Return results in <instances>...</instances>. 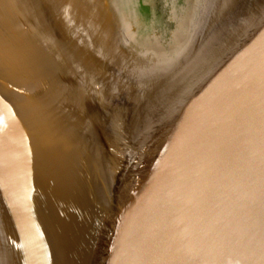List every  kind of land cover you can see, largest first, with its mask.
<instances>
[{
    "label": "water",
    "instance_id": "water-1",
    "mask_svg": "<svg viewBox=\"0 0 264 264\" xmlns=\"http://www.w3.org/2000/svg\"><path fill=\"white\" fill-rule=\"evenodd\" d=\"M8 3L7 6L3 5L7 17L0 10V25L6 30L3 31L5 33L0 31V107L7 111L14 87L17 89L12 74V66L16 64L12 56L25 60L30 57L35 77L28 73L24 90L27 96L39 98L34 105L38 107L41 118L35 121L29 118V114L33 113L29 101H16L19 114L10 115V118L16 125L17 146L29 145L32 153H35L37 148L48 150L53 140L57 151L56 158L39 155L51 165L55 163L54 169L49 171L48 167L47 172L38 178L42 190L36 191L33 186L26 187L24 184L21 189L28 197L40 194L44 198L45 195L57 192L62 196L60 201L64 202L58 205L59 195L50 199L58 207L54 210L55 218L49 212L44 217L50 228L51 224H56L58 236L61 224L67 228L69 223L72 226V232L66 233L64 237L62 234L64 240H58L56 264H110L111 253L120 251L127 240L125 237L128 232L120 228L129 225L130 215L140 216L147 230L155 224L158 212L161 211L167 219L159 225L169 228L166 236L172 239L162 237L155 243L151 238L145 246L151 253L144 259H129V264H264V20L253 31L257 34L244 48L245 51L252 45V51L259 52L249 82L252 91L244 93L236 88L235 91L226 92V105H223V109L208 111L207 121L200 127L195 125L190 132L192 139L184 144L181 141L172 145L179 121L170 120L163 126L161 137L147 161L149 163L151 157L156 155L163 141L166 144L163 151L174 146L167 151L170 159L157 172L158 179L162 181L164 178V184L162 186L159 182L151 189L153 194L144 195L149 201L139 207L136 198L138 194L143 196L141 191L145 188L141 182L142 176L128 178L129 183L124 186H129V191L115 188L111 181V165L115 161L113 154L120 142L116 141L113 134L110 137L115 128L105 126L108 140H104L97 148H93L89 142L96 136L93 133H98L95 123L90 124L92 137L86 141H81L82 137L77 136L80 133L74 125L69 133L71 123L75 122L79 113L70 109V113L64 116L66 111L63 101L72 104L71 97H75L77 91L96 106L94 114L98 116L99 122L108 121L116 125L121 122V115L125 114L118 98L106 97L105 94L107 88L116 89V86L90 87L94 77L90 70L92 65L89 64V68L85 63L89 51L85 55L81 54L89 47V41L80 39V33L70 27L66 18L60 19L61 12L56 5H48L45 1L41 3V0H23L22 5H28L29 13L36 10L37 4L42 6V11L46 13L43 12L40 25L47 29V34L38 30L40 37L37 42L34 28V34L30 33L29 37L20 39L16 33H21V28L13 24L14 8ZM9 28L15 32L12 38ZM88 57L94 60V57ZM233 58L226 60L224 65L227 66ZM102 74L112 79L106 74V69L102 70ZM81 86L87 90L83 91ZM47 97H50L51 102L43 104L41 99ZM103 109H107L108 114ZM178 111L173 116L174 120L178 113L181 114ZM112 112L118 114V117H113ZM74 145L75 151L69 155V148ZM83 149L90 155L86 163L69 160L74 155L79 159ZM61 151L68 152V158ZM37 156L32 154L28 160L41 169L42 164ZM24 159V153L20 152V168ZM146 165L140 169L142 173L144 169L147 170ZM117 166L124 167L126 174L129 172L125 163L118 162ZM130 194L134 197L133 201L129 198ZM122 195L123 198L120 197ZM68 203L72 211L66 208ZM85 203L89 205L88 209L84 208ZM162 216L164 219L165 216ZM82 221H86V226L80 229ZM153 231L149 229L151 234ZM120 232L122 235H119ZM32 238L36 243L41 233H34ZM47 240L52 239L48 237ZM171 240L178 242L177 249L166 256L160 255L161 250L167 249L166 242ZM36 248L37 245L33 247V253Z\"/></svg>",
    "mask_w": 264,
    "mask_h": 264
},
{
    "label": "bare ground",
    "instance_id": "bare-ground-1",
    "mask_svg": "<svg viewBox=\"0 0 264 264\" xmlns=\"http://www.w3.org/2000/svg\"><path fill=\"white\" fill-rule=\"evenodd\" d=\"M69 1L71 3L75 4L74 0H69ZM256 1H258V2L256 3ZM262 1L263 0H231L227 11L224 10L223 13L225 14V17L227 18V20H228V18L231 17L233 23H235V24L240 23V31H241L246 26V23L248 22L249 18L251 16L253 17V14L255 12H258L257 8L259 7V3L260 2L262 3ZM54 2L55 1L49 0L48 5H50ZM7 3H8L7 0H0V10L3 12L4 16H6V12L3 9V5L7 6ZM215 3H218V2L214 0V1H212L211 5H213ZM8 4L10 5L11 8L16 9V8H18V4L22 5V2H20L16 5L14 3V1L11 0ZM215 5H213L212 7H215ZM28 8L29 7H27V9ZM15 9L12 10L14 13H15V11H17V9L16 10ZM19 9H22L21 6L19 7ZM21 11H23V10H20L19 13H21ZM43 12L46 13V11H42V6L37 4L36 10L33 12L34 15L33 16L28 15L32 19V21H31L28 17V19L31 22H33V18H34V28L36 30L35 38H36L37 42H38L39 37H40L38 30H42L43 34H47V29H44L43 26L40 25L41 24V17L44 15ZM16 13H15V15H17ZM21 14H23V12ZM18 16H19V14H18ZM14 17L15 16H13V18ZM25 17H27V16H25ZM17 18H19V17H17ZM17 18H15V19L17 20ZM20 19H21V17H20ZM12 21H13V19H12ZM18 21L16 23H14L15 22L14 21L13 23H14V25H16V28L20 29L21 26L19 27V25L21 24V21H20V24L18 23ZM88 23H90V22H88ZM22 24H24V23H22ZM25 24H26V22H25ZM68 24H71V23H68ZM223 24H222V27H218V29L224 28ZM88 25H90V24H88ZM29 27H31V26H29ZM202 28H204V26H202L201 29ZM204 30H205V28H204ZM0 31L6 32V30L2 27V25H0ZM5 32H3V33H5ZM9 33H10L11 38L15 34V32L12 31V28H9ZM22 33L25 34L24 31H21V33H19V32L16 33V36L20 39H23L24 36ZM256 34L257 33L253 32L252 29H246V31L244 33L239 34V37L237 39V41H239L241 43L234 45L233 47L229 46L228 42L233 39L234 32H232V34L230 33L227 36V38L223 40L222 47L218 46L217 43H214L215 45L217 44L218 47L216 46V48H214V49L212 47V50L210 52L208 51L209 53L206 55V62H205L206 73L204 75L203 74L200 75V73L198 75H196L197 74L196 73L192 77V79H190V80H195V81L205 80V81H203L204 85L202 87L200 86V89L196 87L197 86L196 83L194 85V87L197 88L196 90L203 89V91L201 93H199L197 96L193 97L191 99V101L188 102L189 107L186 108V110H185L186 112L183 109L184 108L183 103H179L180 105L178 106L177 110H179V108H182V110L178 111V112H181V114L180 115H179V113L177 114L176 120H174V118L171 119V122L179 121L177 123V128H176L175 134H174L175 142L172 145H174L175 143H176L175 145H177L181 141L184 144L186 141L192 139V136H190L191 130L193 129V127L195 125L200 127L203 123H205L207 121L208 111H210V110H218V111L222 110L223 105H226V101H225L226 92L230 93L233 90L235 91L236 88H238L240 90V92H244V93H250L252 91V88H251L249 82L251 81V75L256 68L257 59H258L257 53H259V52L257 51L256 53H254V51H252V47H253L252 45L250 47H248L245 51H244V48L247 45L248 41L250 39H252ZM75 35H76V33H75ZM201 35H202L201 38L203 37L204 41L207 43V45L205 43L203 44V48H205V50H206L209 46V39H207L205 37L206 32L204 35L203 34H201ZM79 38L82 40L85 39L84 36H81V35H79ZM195 41H196V39H194L192 46H194ZM3 42H5V41L3 40ZM197 42H198V39H197L196 43ZM219 42H221V41L219 40ZM103 45H106V43H104ZM7 46L8 45H6L5 47H7ZM228 48L232 54L230 59L235 56L234 55L235 53H237V52H240V53L238 55H236L228 63L227 66L222 64L220 67L217 61L219 59H221L222 57H224V58L227 57L226 51H228ZM110 49H111L112 53L114 52V54H113L114 55V61L111 62V68H116V72H114L112 70L111 75H110L108 73V71H106V74L108 76H110L112 79H121V76L123 77L122 86L120 88L116 86V91L122 92L124 96L126 95L128 97V90L133 88V87H131V88L128 87L127 82L124 81L125 80L124 75L126 77L130 78V75L128 74L129 71L127 72L126 70H133V66H134L135 62L131 56L124 54L123 56H125V59L129 62L130 66H131V69H129L126 67L127 66L126 65L125 66L126 69H125L124 67L121 66V64L123 65V59L120 58V54H121V53H119L120 51L119 52L116 51V48H114V47L110 48ZM89 50L90 49L87 48V50L86 51L83 50V52L81 54L85 55ZM122 52H123V50H122ZM198 52H200V51H198ZM192 53H194V52H192ZM192 53L190 52V55ZM101 54H103V53H101ZM30 55H32V54L30 53ZM202 55H204V54H202ZM200 57H201V55H200ZM12 58H13V62L16 64L15 66H12V74H13L14 80L17 83V89H15V87H14L13 95H12L10 106H9L10 109L7 110L9 117H10V115L16 116L19 114V104L16 101H19L20 103H24V102L29 101V108L31 107L32 112H33V113L29 114V118L32 121L40 119L41 116L39 113V109H38V107H36L34 105L35 102H38L39 98L35 99L31 95L27 96V94L25 93V90H24L25 78L27 77L28 73L30 72L32 74V76L35 77V72L31 69V65L33 64V60L30 57L26 58V60L25 59H17L13 56H12ZM153 61H154V59H153ZM190 61H191V59H190ZM188 62H186L187 65H188ZM193 65L194 64H192V66ZM214 68H217V70L212 71V69H214ZM37 69L39 70V67H37ZM118 69H119V71H118ZM124 69H125V71H124ZM176 70H178V69H176ZM190 70L191 69H189V72H190ZM203 70L204 69L202 68V72H203ZM176 73H177V71H176ZM207 73L208 74L211 73V74L209 76H206ZM147 74H149V77ZM147 74L145 76L147 77V79H152V83H150V81L148 83V81H147V85L144 87V84L141 81H139V85H138L137 90H133V91H137V96L139 97L140 101L143 100L144 102L147 101L149 103V106H148V104H146V102L143 105L146 107V108H143V112H144V109H146V113L140 114L141 119L145 118V116L150 114L152 109L155 110V105L150 103V102H157L153 96L154 92H152V91L155 90V88H157L158 89L157 91L162 92L168 88V87L167 88L164 87L165 90H164V88H162L160 90V88H158L157 85L154 84V81H155L154 79H156V78L152 76V72L151 73L148 72ZM102 77H103L102 71H98L96 73V75L92 78L93 82L90 85V87L91 86L93 87L95 85V86L101 88L100 86L104 85L103 79H106V80L109 79V78H102ZM160 79H161V77H158V80H160ZM170 79L171 78H169V80ZM97 81H99V85L97 84ZM162 81L165 82L166 81L165 78ZM168 81H167V83H168ZM198 83H202V82H198ZM206 83H208V86H206ZM187 84H186V86H189V84L188 85ZM172 87H173V84H172ZM117 88H119L120 90ZM63 89H66V88H63ZM81 89L83 91L87 90L85 86H83ZM145 89H147V91L149 92L148 96H147V91H145ZM176 89H177V87H176ZM192 89L194 90L195 88H192ZM167 90H169V89H167ZM195 93H196V91H195ZM183 94L186 95L187 93L182 91L180 97H182ZM65 96H69V94H65ZM186 97H187V95H186ZM60 98H63V97L60 95ZM88 99H89L88 97L82 95L81 93H79L77 91L76 96L71 97V100L73 101L72 104H69L68 101H66V102L63 101L64 105H65L64 111H66V114L64 116H66L68 114V112L70 113V109L73 111H77L79 113L78 117L75 119V122L73 124L71 123V126L69 127V133L71 131L72 125H74L75 129L81 135L80 136L77 134V136L82 137L81 141H86V139L88 137H90V138L92 137L90 132H89L90 131L89 126H90V124H92V122L95 123L98 133H96V131H95V133H93V136H94V134L96 136L93 137V139L90 140L89 142H91V145L93 148L94 147L97 148L102 144V142H105L106 140H108L107 128L105 126L113 127V128H115V130H113L112 133H110V137L113 134L115 136L116 141H120L116 147L118 150H116L114 152L113 157L120 155V152H118V151H120L119 149L122 147V143H123L122 137L127 135V133L124 132V130L125 129H126V131L129 130V131H127L129 134V133H131L130 130H135L137 127H135L132 124V122H130L131 118H129V119L126 118V116H125L126 114L121 115V122L119 124H116V125H114L108 121H106V122L100 121L99 122L97 120L98 116L96 114H94V112L97 110V108L93 104V102L90 99L88 101ZM41 100H42L43 104L44 103L49 104L51 102L50 97H47V99H41ZM47 100H48V102H45ZM63 100H65V99H63ZM66 100H67V98H66ZM88 102H90V103L88 104ZM127 102H128V105L131 104L130 100H128ZM179 102H181V101H179ZM141 103H142V101H141ZM123 104H124V100H123ZM134 107H135V111H136V106H134ZM159 108H160V105L157 106V110ZM176 108H175V110H176ZM161 109H162V107H161ZM103 111H104V109H103ZM86 112L90 113L91 115L87 114ZM152 115H154V114H151V116ZM112 116L117 118L118 114H115L114 112H112ZM165 117H166V115H165ZM102 118L104 119V116ZM135 120H137V116H136ZM150 120H152V119H150ZM151 122H155V121H150V123ZM149 126H151V125H149ZM144 127H145V125H144ZM15 128H16V125L12 121V124L10 127V134H11V142H12L11 143V147H12L11 152H12L13 159L10 160L11 164L9 166L6 165V168H7L6 173L13 180L14 186H12V189H13L14 193H12L11 196L14 198V200L12 199L13 202L10 204V207L8 208V210H7V207H5V209L7 211L4 210V208L0 206V264H56L57 261L55 259V252H56V245H58V240H64L63 237L65 236V234L68 232L69 233L72 232V226H71V223H69V226L67 228V227H64L63 224H61L59 226V236H58V234L56 233V229L58 230V227H56V224H51L52 227L50 228L49 226H47V222L44 219V217L47 215L48 212L50 213V215H52V216L54 215V210H56L58 208L57 205L60 202H62V203L64 202V201H60V198L62 196L57 192L55 194L52 193L49 195H45L44 198H42V196L40 194H35L33 196L28 197V195L24 191L21 192V189L24 186H26V187L33 186L36 191H38L39 189L42 190L41 189L42 185H40V181L38 180V178H39V176H43L47 172L48 167H49V171L51 168L54 169L55 163L53 162V164L51 165L46 160H43L41 157H39V155L43 156V157H47V158H56L57 151H56V148L54 146L53 140L51 141V145H50V148L48 150L46 148L45 149L37 148L35 150V153H32L33 151L29 145L28 146H20V145L17 146L15 144V139L18 136L16 134L17 132H15ZM152 132H153V130H152ZM57 134H58V132H57ZM118 139H120V140H118ZM145 141H147V140L145 139ZM89 142H87V144ZM173 147H171L170 149H172ZM164 149H165V147H163V148H162V146L158 147L156 155L152 156L151 160L146 165L147 170L144 169L143 173L140 171L135 177V178H137L139 176H142L141 182H143L145 184L144 190L141 191V194H143V196L141 195L142 197H140L138 194V196L136 198V205H138L139 207H143L145 205V203L149 201L147 197H144V195L147 196V195L153 194L151 189L155 185H157L159 182H161L162 186L164 184V178L161 181L160 179H158V175H157V172L159 173L160 166L162 164L164 165L166 163V160L170 159L169 154L167 153V151H169L170 149L167 151H163ZM69 150H70L69 155H72L73 152L75 151V145L70 147ZM20 152H23L24 157H25L24 164H22L21 168L19 166ZM32 154H34V155L38 154L37 159L42 164L41 169H39V167L34 162H30L28 160V159L32 158ZM61 154L64 155L66 158H68L67 157L68 152L61 151ZM76 157H78V156L77 155L71 156L69 158V160L75 159L76 161L80 160V161H83L86 163L90 159V155H89L88 151L84 150V149L82 150V155L79 156V159ZM21 161H22V159H21ZM130 161H132V160L130 159V160H128V162H125L127 169L129 170L128 176L125 180V183H129L127 180L129 178V173H130V170L132 168V163ZM117 163L118 162L114 161V163H112V165H111V181L113 184L116 183V187L119 188L121 179H120V176L118 174ZM115 165H116V170L113 172V168ZM51 174H53V173H51ZM134 174L135 173H133V175ZM21 180H23V181H21ZM23 184H24V186H23ZM119 192L124 193L122 191H119ZM34 193H36V192H34ZM57 195H59V197L57 199V205L54 206V202L50 201V199H52V198L54 199ZM120 197L123 198L124 195H122ZM8 198L9 197H7L6 201H11ZM129 198L131 201H133L134 197L132 198V195L130 194ZM66 208L69 211H72V206L69 203L67 204ZM84 208L88 209L89 205L87 203H85ZM67 214H68V212H67ZM158 215L159 216L155 219V224L152 225L151 227L149 226V228L147 230H146V226L143 225V223H142V218L139 219L140 216L134 217V216L130 215L129 225L127 227H124L123 229L120 228L121 231L128 232L127 236L125 237V239H127V240L125 241V244L120 251H118V252L114 251L113 253H111L110 264H129V261H128L129 259L130 260H136V259H139L140 257H142L143 259L146 258L151 252H150V249L146 248L145 246L149 243L151 238H153L155 243H158L159 239L162 237H165L164 239H172L171 236L170 237L166 236L169 233V228H167L163 225H159V224L166 222L167 216L163 213V211L158 212ZM162 215L165 216L164 219H163ZM174 216L176 217V215H174ZM2 218H4L3 223L1 222ZM34 220L36 221L35 226H34ZM63 221H64V219L61 220V222H63ZM85 222H83V221L81 222L80 229H83L86 226ZM156 223H158V224H156ZM150 228L152 230H154L153 234H151L149 232ZM38 232L41 233V238H39L36 241V243H34L32 235L34 233H38ZM62 234H63V237H61ZM119 235H122V233L120 232ZM48 237H50L52 240L48 241L47 240ZM173 238H174V236H173ZM35 245H37V248H36V252L33 253L32 249ZM166 245H167V249L161 250L159 252L160 255L166 256L169 252L175 251L177 249L178 242L171 240V241H167ZM101 254H104V252H102Z\"/></svg>",
    "mask_w": 264,
    "mask_h": 264
},
{
    "label": "rangeland",
    "instance_id": "rangeland-1",
    "mask_svg": "<svg viewBox=\"0 0 264 264\" xmlns=\"http://www.w3.org/2000/svg\"><path fill=\"white\" fill-rule=\"evenodd\" d=\"M13 1L16 5L23 2V0ZM43 1L46 3L49 2V0H41V3ZM74 1L75 4L71 3L69 0H56L53 5H56L58 11L61 12L60 18H66L67 23H71L69 24L70 27L72 26L71 28L74 31H78L80 33L79 35L84 36L85 41H89L88 48L90 50L87 55L88 61L85 58V63L88 64L89 68L92 65L90 69L92 75L95 76L98 71L105 69L110 75L112 70L116 72V68H111V62L114 61V52L112 53L110 48L113 47L116 48V51H120L119 53L122 54H120V58L123 59V65L121 64L122 67L125 69L126 67L131 69L129 62L125 59V56H123L124 54L131 56L135 62L133 70H126L127 72L129 71L128 74L130 75V78L124 75V81L127 82L128 87H133L128 90V97L126 95L124 96L122 92L116 91V89L107 88V91L105 92L106 97L118 98L119 102H121V106L124 107L126 118H131L130 122L137 127L135 130H130L131 133L129 134L127 132L129 130H124L127 135L122 138V147L119 149L120 151H118L120 152V155L113 157L116 162L125 163L128 162L129 159L134 162L129 173V178H135L140 172L142 166L145 165V163H148L147 159L155 149V145L161 137L163 126L174 118L173 116H175V113L178 111L179 103H183V109L185 111L186 108L189 107L188 103L186 104L185 102L198 95L203 90L199 89L200 86L202 87L204 85L203 81L205 80L195 81L190 79H192L196 73V75L199 73L200 75H204L206 73V55L212 50V47L213 49L216 48L217 44L222 47L223 40L226 39L230 33L232 34V32H234L233 39L228 42V45L233 47L234 45L241 43L237 41L239 34L244 33L246 29L256 31L264 20V0L262 3H259V7L257 8L258 12H255L253 17L251 16L249 18L246 26L241 31L240 23H233L231 17L227 20L223 13L224 10L227 11L231 0H215L218 2L215 3L216 5L213 4L215 7H212L213 5H211L214 0ZM257 2L258 1H256V3ZM20 6L21 4H18V8H16L17 11H15V13L17 12V15H15L14 12L12 13L13 16H15L13 22L15 21L14 23H16L19 20L18 23L20 24L21 21L19 27L21 26V31L25 32L23 36L29 37L30 33L34 34V21L31 22L32 19L28 15L33 16L34 14L28 12V10H30L29 8L27 9L28 5H22V9H19ZM20 10H23L21 11L23 14L19 13ZM15 18H17V20ZM222 24L224 28H219V30L218 27H222ZM202 26H204L205 30L204 28L201 29ZM205 32V37L209 39V46L206 50L203 48V44L205 43L207 45V43L204 41L203 37L201 38V34L204 35ZM194 39H196V41L198 39V42L196 43L195 41L194 46H192ZM219 40L221 42H219ZM104 43H106V45H103ZM214 43L217 44L215 45ZM190 52L194 53L190 55ZM39 54L43 55L41 53ZM185 54L188 55L186 56ZM226 55V58L222 57L217 61L220 67L232 56L229 48L228 51H226ZM46 56L49 58L48 60H50V57L48 55ZM88 56L94 57V60ZM190 56L193 57L191 58ZM186 62H188V65ZM192 64L194 65L192 66ZM202 68L204 69L203 72ZM217 68L212 69V71L217 70ZM189 69H191L190 72ZM148 72H152V76L156 78L154 79V84H156L160 90L164 87H168L167 89L169 90H165L164 88L165 91L159 92L157 91L158 89L155 88V90L152 91L154 92L153 96L157 102L150 103L155 105V110L152 109L150 114L141 119L140 114L146 113V109H144L143 112V108H146L143 105L146 102L149 106V103L147 101L144 102L143 100H141V103L137 96V91L133 90H137L139 81L144 84V87L147 85V81L148 83L149 81L152 83V79H147L145 76ZM208 73L206 76L211 74ZM147 75L149 77V74ZM158 77H161L162 80L165 78L166 81L164 82L161 79L158 80ZM169 78L171 79L169 80ZM122 82V76L121 79H103L104 85H114L119 88L122 86ZM187 83L189 86H186ZM195 83L197 85L196 87L199 88V91L194 87ZM97 84L99 85V81H97ZM207 84L208 83H206V85ZM192 88L195 89L193 90ZM145 91H147V89H145ZM182 91L187 93V97L184 94L180 97ZM195 91L198 93L196 94ZM148 95L149 92L147 91V96ZM128 100L131 102L129 105L127 102ZM158 105H160V108L157 110ZM134 106H136V111ZM111 107L118 108L116 105H111ZM8 109H10V107ZM106 110H104V113L108 114V111ZM179 110H182V108H179ZM151 114H154L152 115L153 117ZM136 116L137 120H135ZM149 120L155 122L150 123ZM11 124L12 120L9 117L8 112L4 110L3 107H0V206L3 207L4 210H6L5 207H7L8 210L10 204L13 202L12 199L14 200L11 196L12 193H14L12 189V186H14L13 180L6 173V165L9 166L11 164L10 160L13 159L11 152ZM145 139L147 141H145ZM161 146L162 148L166 147L165 141H163ZM118 169H120L118 174L121 179L119 190L129 191V186H124L128 173L126 174L124 167L120 166ZM115 170L116 166L114 168V171ZM133 173L135 174L133 175ZM114 187L117 188L116 183H114ZM7 197H9L8 199L11 201H6ZM3 219L4 218L1 220L2 223L4 222Z\"/></svg>",
    "mask_w": 264,
    "mask_h": 264
}]
</instances>
